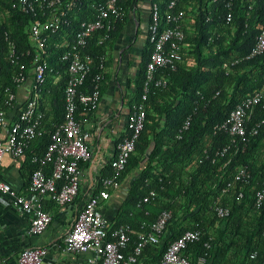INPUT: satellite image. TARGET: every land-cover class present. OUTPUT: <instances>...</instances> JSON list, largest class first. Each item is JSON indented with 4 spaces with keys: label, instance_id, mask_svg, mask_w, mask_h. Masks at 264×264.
<instances>
[{
    "label": "trees",
    "instance_id": "obj_1",
    "mask_svg": "<svg viewBox=\"0 0 264 264\" xmlns=\"http://www.w3.org/2000/svg\"><path fill=\"white\" fill-rule=\"evenodd\" d=\"M99 1L105 0H82L71 14L69 24L49 39L48 62L54 71L49 73L43 87L46 102L41 105V123L45 132L31 142L25 153L31 173L36 167L31 161L32 151L42 154L51 132L65 118L68 61L63 60L62 55L68 48L54 43L60 42L62 36L71 41L82 20L94 19L93 5ZM136 2L119 0L125 16L115 23L109 38L100 43L104 32H97L82 49V53L90 54L95 60L80 86L82 92L94 91L100 72L99 58L127 25ZM151 2L160 7L163 27L174 24L167 23L168 14L186 12L184 42L187 46L183 49L184 63L177 70L163 68L157 72V78L167 79L166 86L151 83L144 129L120 178L122 181L132 176L133 180L115 226L127 223L135 232H147L163 210H171L173 216L165 230L171 235L168 239L163 235L162 244L146 248L155 254L151 264H158L165 246L188 229H201L205 233L201 240L185 249L191 264H200V259L203 264H262L264 199L260 206L256 205V199L259 191L264 192V122L258 134L250 136L245 149L232 147L222 156L217 152L230 144L231 136L225 131L215 132V126L224 122L248 94L264 91V52L247 57L256 42L259 25L264 22V0H177L173 8L169 7L171 0ZM192 5L194 8L189 10ZM230 11L233 18L226 22ZM28 22V15L14 11L11 19L0 23V105L3 107L4 87H15L12 79L15 68L3 58L2 34L5 29H11L19 49H29ZM151 51L152 44L147 37L136 93L131 96V109L141 99ZM102 87L103 82L100 92ZM82 107L80 105L78 112ZM190 116L189 127L184 129ZM262 120L264 99L253 108L248 129ZM241 168L247 170V175L236 179ZM111 173L109 163L103 168L92 194L102 188V178ZM151 191L156 195L151 196ZM240 192L243 196L238 198ZM83 195L80 189L76 200L82 201ZM145 197H149L147 202H144ZM218 197L220 204L230 209V214L222 218L213 208ZM137 238V234L132 235L131 246ZM207 240L209 247L205 245ZM253 252L257 253L255 257H251Z\"/></svg>",
    "mask_w": 264,
    "mask_h": 264
},
{
    "label": "built area",
    "instance_id": "obj_2",
    "mask_svg": "<svg viewBox=\"0 0 264 264\" xmlns=\"http://www.w3.org/2000/svg\"><path fill=\"white\" fill-rule=\"evenodd\" d=\"M82 0H0V23L13 17L14 11L29 16L26 31L29 35L31 48L19 49L13 38V31L5 29L2 34L4 44V60L15 69L12 76L15 87L5 86L3 89L4 105H0V196L10 198L13 206L30 217L29 232L33 235L43 234L50 226L53 215L45 209L44 199H50L56 205L65 207L71 205L77 198L82 183V165L92 158L88 145L90 132L84 126L85 115L90 113L100 99V86L105 80L106 53L99 58L100 72L92 93L80 90L95 63L90 54L82 53V49L97 32L103 31L100 43L109 38V33L115 28V23L123 19L125 12L119 0L99 1L93 5L94 19L82 20L70 41L66 36L55 42V46L67 47L62 59L68 61L67 83L65 88V118L51 132V138L42 154L32 151L31 161L36 167L31 173L26 192H18L2 174V163L6 155L13 157L25 156L31 142L45 132L41 123V105L46 98L43 87L49 73L54 71L48 62L49 39L58 33L65 24H69L71 14ZM177 0H171L169 7L173 8ZM231 10V3H228ZM251 8V6H249ZM194 5L189 7L193 9ZM134 14V10L130 15ZM185 11L167 15L164 25L158 3H150V20L147 27L148 38L152 51L147 61L146 80L141 99L133 104L128 115L126 131L117 142L116 152L110 160L111 175L102 178V188L89 196L80 208L74 222L68 229L59 245L64 254H83L91 252L90 264H143L142 255L151 244H162L168 222L172 219L171 210H163L150 226L147 232H135L130 224L118 226L110 224L101 209V200L110 197L112 189L122 185L120 178L127 169L136 142L140 137L147 116V99L151 83L166 86L167 79L157 78V72L163 68L177 70L184 63L185 43ZM233 14L230 11L226 22H230ZM1 48V47H0ZM33 50V52H32ZM264 52V22L259 25L256 42L247 57H253ZM28 56L31 57L28 60ZM195 64L194 61H188ZM196 65V64H195ZM59 78V71L56 72ZM26 88L21 94L19 89ZM264 99V91L248 94L231 111L229 117L215 126V132L225 131L231 136L230 144L218 150L217 155H224L232 147L235 150L245 149L250 136L259 132L264 120L257 122L248 129V121L253 108ZM80 105H83L82 110ZM191 116L184 124L187 129ZM247 170L241 168L236 179L245 177ZM227 191V188L223 192ZM151 196L156 192L151 191ZM243 193L238 195L242 197ZM264 192L257 193L256 205L260 206ZM149 197L144 198L147 202ZM217 198L213 208L219 217L230 214L229 207L220 204ZM137 234V241L130 245L131 237ZM205 233L201 229H188L175 240L165 246L158 264H191L190 257L185 253L189 244L201 240ZM207 247L210 241L205 242ZM49 253L45 245L24 248L18 256V264H43L44 257ZM256 252L251 254L255 257ZM264 264V261L263 263Z\"/></svg>",
    "mask_w": 264,
    "mask_h": 264
},
{
    "label": "crops",
    "instance_id": "obj_3",
    "mask_svg": "<svg viewBox=\"0 0 264 264\" xmlns=\"http://www.w3.org/2000/svg\"><path fill=\"white\" fill-rule=\"evenodd\" d=\"M150 3L151 0H137L134 14L130 15L125 28L111 42L106 51L105 80L100 99L95 109L83 117L84 126L90 132L87 142L92 153L91 160L82 165L83 200L60 207L50 199H44L43 205L52 213L53 220L43 234L33 235L29 232V215L20 213L9 197L0 196V264H18V256L24 248L38 245L49 247L43 264H90L91 252L64 254L59 245L84 201L92 195L103 168L109 165L117 142L126 131L130 104L136 93L142 55L147 44ZM19 92L24 94L26 88L21 87ZM25 159L26 154L22 157L6 155L2 163L3 178L18 192H26L30 182L31 172ZM132 180V176L125 177L120 188L112 189L110 197L101 200V209L113 226L120 220ZM167 234L169 230L164 233V239L171 235ZM154 256L152 251L145 250L141 262L151 264ZM199 263L203 264V259Z\"/></svg>",
    "mask_w": 264,
    "mask_h": 264
}]
</instances>
